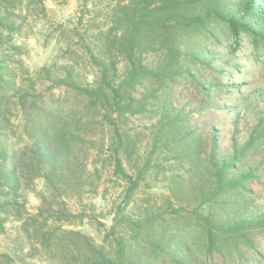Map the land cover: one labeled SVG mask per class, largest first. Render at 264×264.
Returning a JSON list of instances; mask_svg holds the SVG:
<instances>
[{
    "label": "trees",
    "instance_id": "1",
    "mask_svg": "<svg viewBox=\"0 0 264 264\" xmlns=\"http://www.w3.org/2000/svg\"><path fill=\"white\" fill-rule=\"evenodd\" d=\"M5 1L0 0V9L7 7ZM21 2L10 0L9 4L17 8ZM114 8L112 26L107 32L97 31L94 48L88 51L95 79L81 83L74 77L71 64L65 77L58 81L81 98L82 109L76 106L65 114L41 99L27 104L23 99L30 94L16 87L12 74L4 73L9 70L8 65L0 62V232L5 231L11 217L15 218L21 222L23 235L36 241L58 264H209L215 255L228 261L243 259L242 244L255 247L249 236L251 230H264V210L247 215L248 200L242 198L253 191L248 185L249 174L232 177V166L218 159L215 143L208 157L203 158L202 138L198 134L182 145V151L181 145L177 147L176 159L180 165L189 166L185 169L189 176L186 180H171L172 195L166 198L169 217L163 218L162 227L155 223L158 217L150 214L148 207L144 217L130 221L128 238L116 231L118 224L127 220L121 208L101 244L80 229L65 227L84 222L85 213L73 212L65 201V197L81 198L88 188L83 183L89 156L83 147V135L78 132L83 108L92 110L94 117L103 112V119L116 129L123 116L128 118L129 113L146 110L145 105L135 106L132 89L136 84L152 74L162 78L161 86H165L166 80L170 83L183 73L184 59L197 60L203 56L209 61L205 43L220 42L222 32L218 27L230 30L235 52L241 48L244 37L250 38L256 47L264 44V0H118ZM4 14L6 17L0 15V38L2 31L9 33L14 29L12 23L7 24L10 16ZM212 22L215 25L211 30ZM192 39L197 40L196 51L183 50V44ZM155 49L162 51L165 67L157 73L149 70L139 57ZM121 59L132 67L128 80L117 84ZM9 92L20 101L14 108L24 117L20 135L17 130L8 131L6 109H2ZM202 92L209 99L214 96L210 87ZM163 119L168 121L164 123ZM188 122L180 113L172 120L163 116L159 121L164 123L160 126L165 133L163 138L174 139ZM191 135L187 133L186 137ZM21 136L27 140L23 146L19 144ZM115 144L116 152L124 145L119 136ZM112 160L114 174L128 183L123 199L128 205L140 179L133 180L126 173L119 156L113 155ZM93 173H98V169ZM38 178L44 179L46 191L38 193L41 203L32 213L27 207V192ZM171 197L180 207L196 202L198 208L193 212L174 209ZM208 203L214 206L204 215L199 209Z\"/></svg>",
    "mask_w": 264,
    "mask_h": 264
},
{
    "label": "rangeland",
    "instance_id": "2",
    "mask_svg": "<svg viewBox=\"0 0 264 264\" xmlns=\"http://www.w3.org/2000/svg\"><path fill=\"white\" fill-rule=\"evenodd\" d=\"M9 1H5L6 8L0 9L1 17H6L4 12H7L10 16L7 24L14 27L9 33L1 32L4 38H0L3 42L0 62L10 70L4 73L12 74L17 88L28 91L30 95L23 99L27 104L41 99L65 114L76 106L82 109L81 98L58 81L65 77L71 64L74 77L81 83L95 79V67L88 51L94 48L97 31L107 32L112 26L118 0H23L17 8H11ZM214 25L212 22L209 28L212 30ZM220 29L219 43L213 40L205 43L209 61L203 56L197 60L184 59L183 73L170 83L166 80L165 86H161L162 78L152 74L142 78L132 94L135 106L145 105L146 110L120 118L115 126L117 130L103 119V112L94 117L92 110L83 108L78 132L83 135V147L89 156L83 183L88 188L81 198L65 197V201L73 212L85 213L84 222L65 227L80 229L101 244L121 208L127 220L118 224L116 231L128 238L130 221L144 217L146 207L158 217L155 223L162 227L163 218L169 217L166 198L172 195L171 180H186L189 176L185 171L189 166L180 165L176 159L177 147L181 145L182 151V145L192 140L194 134L202 138L203 158L208 157L215 143L218 159L232 166V177L249 174L248 185L253 191L242 198L248 200L247 215L264 210V44L256 47L250 38L244 37L241 48L235 52L230 30L217 28ZM196 43L193 39L184 43L183 50L196 51ZM139 57L154 73L165 69L161 50H150ZM131 67L124 59L118 62L117 84L128 80ZM205 87L214 90L212 99L203 94ZM10 95L11 92L7 97L9 102L3 99L2 109H6L8 131L17 130L20 135L24 117L14 110L20 101ZM178 113L189 125L174 139L166 141L160 126L168 119H163L161 124L159 121L163 116L172 120ZM187 133L192 135L187 138ZM118 136L124 145L116 152ZM21 139L19 144L23 146L26 139ZM115 154L122 159L126 173L133 180L140 179L128 205L123 201L128 183L114 174ZM41 191H46V185L43 178H38L27 192V207L32 213L41 203L38 196ZM172 201L174 209L180 207L175 199ZM213 206V203L205 204L199 211L206 215ZM180 208L183 212H193L198 205L194 202ZM20 225V221L11 217L5 231L0 232V264H58L36 241L23 235ZM250 235L255 247L242 244L243 259L228 261L215 255L209 264H264V230H251Z\"/></svg>",
    "mask_w": 264,
    "mask_h": 264
}]
</instances>
